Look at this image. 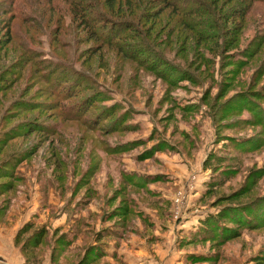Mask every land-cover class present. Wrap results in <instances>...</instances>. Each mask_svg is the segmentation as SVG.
<instances>
[{
	"label": "rangeland",
	"instance_id": "obj_1",
	"mask_svg": "<svg viewBox=\"0 0 264 264\" xmlns=\"http://www.w3.org/2000/svg\"><path fill=\"white\" fill-rule=\"evenodd\" d=\"M115 11L0 0V264L264 263V0Z\"/></svg>",
	"mask_w": 264,
	"mask_h": 264
},
{
	"label": "trees",
	"instance_id": "obj_2",
	"mask_svg": "<svg viewBox=\"0 0 264 264\" xmlns=\"http://www.w3.org/2000/svg\"><path fill=\"white\" fill-rule=\"evenodd\" d=\"M119 1V0H118ZM66 4L69 6L70 11L73 13V15L76 17V19H78L81 23L82 26L89 30L91 35H93L94 37H102L103 36V32L102 29L104 30L105 33V37L106 39H110V37L112 38L113 36H115L116 38H123L125 37V32L117 29L118 27L121 26H125L123 25L124 22H122V20H124L123 18H118L121 17L118 15L117 20H113L111 19V17L113 16V12L115 11V5L117 0H65ZM106 3V4H105ZM167 6L169 7H177L175 5H170L172 4V1H167ZM104 4L107 5V7L109 8V10H107L104 7ZM100 6H103V8H100ZM106 12L110 13V17H108L106 15ZM116 14H118L117 11H115ZM108 13V14H109ZM115 16V15H114ZM119 25V26H117ZM127 27L130 28V25H126ZM79 92V89L78 91ZM80 93V92H79ZM72 94V92H71ZM71 96H75V93L72 94ZM0 174H4L3 176L8 175V171L6 169H4L3 167L0 166ZM1 176V175H0ZM6 192V191H4ZM2 192V193H4ZM1 193V194H2ZM244 207V206H243ZM235 208L240 209L239 206H236ZM231 209V208H229ZM231 211V210H230ZM229 212V211H228ZM247 212H249V210H247ZM246 211H244L243 208V212L242 214L245 215V213H247ZM249 216V214H248ZM204 227L208 230L211 231L212 229H210L211 227H213V224L210 222L204 223ZM26 229H21L20 232L17 234L16 238H15V244L19 245L20 244V234L23 232H27L24 231ZM24 248V246H23ZM255 264H264L262 261L258 260Z\"/></svg>",
	"mask_w": 264,
	"mask_h": 264
}]
</instances>
